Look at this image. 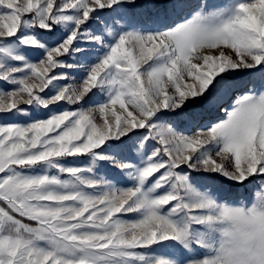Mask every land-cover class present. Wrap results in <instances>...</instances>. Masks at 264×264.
Masks as SVG:
<instances>
[{"label": "snow or ice", "instance_id": "obj_1", "mask_svg": "<svg viewBox=\"0 0 264 264\" xmlns=\"http://www.w3.org/2000/svg\"><path fill=\"white\" fill-rule=\"evenodd\" d=\"M0 85V264H264V0H0Z\"/></svg>", "mask_w": 264, "mask_h": 264}, {"label": "rangeland", "instance_id": "obj_2", "mask_svg": "<svg viewBox=\"0 0 264 264\" xmlns=\"http://www.w3.org/2000/svg\"><path fill=\"white\" fill-rule=\"evenodd\" d=\"M214 2L226 3V2H228V0H214ZM84 46L87 47L88 45L85 44ZM69 71L73 72V73H78L80 70L72 69V70H69ZM245 71H248V70H245ZM251 71H255V70H251ZM76 83H79V80H77ZM0 86H2V85H0ZM91 106H94V105H85L86 108L87 107H91ZM22 107H28V106H22ZM68 107L69 108H73L75 106H68ZM222 116H223V113L217 112V113L214 114L213 118L222 117ZM0 122H24V121L22 119L18 120L17 118L12 117L11 114H0ZM139 131L142 132L143 130H139ZM76 162L82 166L86 162V158H79ZM104 167H105V170H107L109 172V174L111 175L112 173H111L110 166L105 163ZM101 174H103V173H101ZM117 179H119V177H117ZM239 198H243L245 200H251L252 196H251L250 191L241 189ZM131 215L132 214H129V217Z\"/></svg>", "mask_w": 264, "mask_h": 264}]
</instances>
